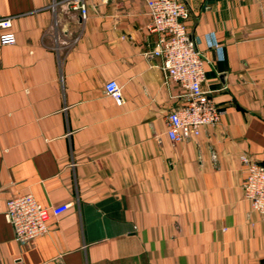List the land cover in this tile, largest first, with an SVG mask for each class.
Instances as JSON below:
<instances>
[{
	"label": "crops",
	"instance_id": "crops-1",
	"mask_svg": "<svg viewBox=\"0 0 264 264\" xmlns=\"http://www.w3.org/2000/svg\"><path fill=\"white\" fill-rule=\"evenodd\" d=\"M146 1L84 0L83 19L72 0H0L15 35L0 46V264H264L239 161H264V0H183L225 112L183 143L165 134L182 92L162 85ZM26 194L69 209L21 246L3 212Z\"/></svg>",
	"mask_w": 264,
	"mask_h": 264
},
{
	"label": "built area",
	"instance_id": "built-area-1",
	"mask_svg": "<svg viewBox=\"0 0 264 264\" xmlns=\"http://www.w3.org/2000/svg\"><path fill=\"white\" fill-rule=\"evenodd\" d=\"M149 23L147 30L155 33L157 43L152 56L160 59L158 66L164 87L174 84L182 93L171 96L182 103L169 112L165 119L166 136L173 143H183L199 136L202 128L217 125L224 111L216 106L205 90V59L195 48L187 22L191 18L183 0H147ZM71 6L85 19L87 7L84 0H72ZM11 22L0 19V46L13 45L15 35L10 32ZM215 49L219 45H211ZM105 93L117 105L122 103L120 87L115 81L104 86ZM245 176L241 182L244 199L251 210L264 222V161L240 155ZM69 209V205L43 207L30 194L11 196L5 202L3 216L11 227L15 241L21 246L48 233L49 221Z\"/></svg>",
	"mask_w": 264,
	"mask_h": 264
}]
</instances>
